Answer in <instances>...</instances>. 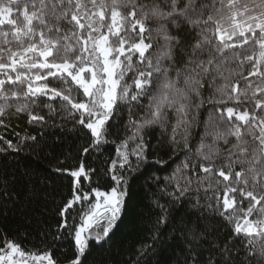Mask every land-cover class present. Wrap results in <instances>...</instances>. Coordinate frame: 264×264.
I'll use <instances>...</instances> for the list:
<instances>
[{
    "label": "snow or ice",
    "instance_id": "1",
    "mask_svg": "<svg viewBox=\"0 0 264 264\" xmlns=\"http://www.w3.org/2000/svg\"><path fill=\"white\" fill-rule=\"evenodd\" d=\"M153 33L162 41L155 56L149 53ZM237 49H245L244 54L236 55ZM229 57L238 67L250 65L247 75L233 70L225 77L211 101L223 106L216 109L220 121L213 145L201 143L197 162L175 170L167 195L183 199L197 215V222L182 230L189 250L186 264H233L241 254L242 264H264V0H253L251 6L241 0H0V124L9 109L42 127L49 121L54 125L56 117L71 121L91 138L82 149L85 155L123 127L129 135L117 149L119 167H131L130 155L138 165L150 154L143 132L164 127L165 109L181 114L171 145L188 147L186 131L177 139V129L187 124L188 92L169 79L170 68L182 62L189 73L185 84L198 85L201 73L210 67L219 71ZM181 74L176 69L178 78ZM153 85L156 92H150ZM190 91L198 95L196 87ZM145 97L147 106L141 103ZM125 106L127 124L122 123ZM134 107L145 115L133 119ZM26 139L38 142L37 136ZM8 150L21 148L7 140L0 153ZM116 168L113 160L108 172L114 186L85 192L81 179L92 182L97 169L61 162L54 171L69 177L71 198L61 206L52 243L67 233L71 255L54 257L53 248L36 254L5 238L0 264H89L91 245L109 236L125 210L128 181ZM81 201L87 207L76 224L70 209ZM216 219L230 226L222 242L214 238L211 221ZM204 244L207 256L201 260Z\"/></svg>",
    "mask_w": 264,
    "mask_h": 264
},
{
    "label": "trees",
    "instance_id": "2",
    "mask_svg": "<svg viewBox=\"0 0 264 264\" xmlns=\"http://www.w3.org/2000/svg\"><path fill=\"white\" fill-rule=\"evenodd\" d=\"M252 2L253 0H241V3H248L250 6ZM161 43L160 38L153 33V48L149 53L153 56L158 54L157 44ZM247 47L246 45L245 49ZM245 49H237L235 54L242 55ZM207 58L205 53L203 59ZM168 63L165 61V64ZM249 67L247 63L238 67L229 57L228 61L220 64L219 71L210 67L207 73H201L198 85H186L184 80L189 73L183 70V63L177 61L176 66L170 68L168 77L177 80L176 88L188 92L189 107L187 116L183 117L187 124H182L177 129L178 140L186 131L188 147L185 148L183 143L179 148L171 145L172 129L181 119V114L175 108L165 109L164 127L157 124L143 132L144 142L150 153L147 160L137 165L136 157L130 155L131 167L126 164L123 169L119 167L117 156L121 140L129 135L123 127L118 134L114 132L108 136L107 143L85 155L82 149L88 146L91 138L84 129L74 127L71 121L65 123L56 117L54 125L49 121L48 126L42 127L30 124L27 114H15L14 109H9L2 118L3 124H0V137H3L0 147L4 146V141L11 140L13 144L20 146L21 151L8 150L0 153V244L7 238L19 242L22 248L36 254L53 248L54 257L71 255L72 240L67 233L55 245L52 243L60 222L58 214L61 206L66 199L71 198L69 177L57 174L54 169L61 162L71 165L83 162L86 168L91 166L97 169L92 182L81 179L80 186L83 190L87 192L97 185L101 190H108L115 183L108 169L111 162L117 160L116 174L124 176L128 181L125 210L109 236L101 244L91 245L89 264H186L189 250L182 230L186 224L191 226L189 222H197V215L189 203L183 199L173 200L167 195L174 186V182L169 183L168 178L177 168H182L185 162H189V167L197 162L201 143L213 145L220 121L216 109L223 106L211 101L218 98V90L225 84V77L229 76L230 71L247 75ZM176 69L181 70L179 78ZM231 79L235 83L238 77L233 75ZM250 79L256 80L255 77ZM128 82L131 83V80ZM193 86L198 95L190 91ZM156 91L153 85L150 92ZM141 103L147 106L149 98L145 97ZM121 110L122 123L127 124V107H122ZM144 115L143 109L134 107L133 119ZM40 133H43L42 139ZM31 136H37L38 142L26 139ZM217 146L221 149L225 147L222 143ZM133 147L134 144L130 142L129 150ZM93 202L94 200L87 203ZM157 204L164 207H158ZM86 207L87 204L81 201L70 209L76 224L80 223L79 217ZM72 222L70 219V223ZM103 223L104 220L101 225ZM211 223L215 230L214 238L222 242L229 235L230 226L219 219L212 220ZM203 247L205 251L201 260L207 256L208 245L204 244ZM236 247L241 248L242 245L237 243ZM243 260L244 256L241 254L234 258L233 264H242Z\"/></svg>",
    "mask_w": 264,
    "mask_h": 264
},
{
    "label": "rangeland",
    "instance_id": "3",
    "mask_svg": "<svg viewBox=\"0 0 264 264\" xmlns=\"http://www.w3.org/2000/svg\"><path fill=\"white\" fill-rule=\"evenodd\" d=\"M102 221H103V220H101V222H102ZM101 222H100V223H101Z\"/></svg>",
    "mask_w": 264,
    "mask_h": 264
}]
</instances>
